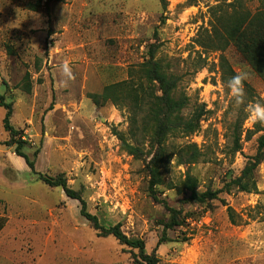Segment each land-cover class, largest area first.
<instances>
[{
  "label": "rangeland",
  "instance_id": "1",
  "mask_svg": "<svg viewBox=\"0 0 264 264\" xmlns=\"http://www.w3.org/2000/svg\"><path fill=\"white\" fill-rule=\"evenodd\" d=\"M166 1L162 9L157 0H0V94L12 103L10 124L21 132L30 159L38 149L36 172L62 174L103 227L118 224L128 238L142 239L148 253L156 249L158 264H264V161L256 171L255 192L233 189L204 207L182 204L178 190L187 170L200 191L223 190L255 152L259 133L249 137L256 124L222 87L218 53L204 52L194 42L208 28V10L216 0ZM243 5L256 11L264 8V0H243ZM151 46L155 58L179 78L178 92L188 97L184 115L204 108L199 131L171 138L168 146L171 153L185 142L195 143L204 157L188 167L171 161L157 201L147 192L143 162L122 151L113 134V129L128 132L126 110L91 99L127 79L131 67L148 59ZM225 54L236 72L249 74L252 91L246 90V103H264V82L233 49ZM64 61L76 77L66 88L58 83ZM5 114L0 107L1 143L10 137L3 127ZM238 126L242 149L232 156ZM19 162L23 171L15 166ZM221 200L231 207L236 224ZM163 203L184 213H204L167 231L170 241L158 246V223L167 214ZM0 217L5 220L0 264H134V251L111 236H99L81 215L78 200L42 184L14 146L4 144Z\"/></svg>",
  "mask_w": 264,
  "mask_h": 264
},
{
  "label": "trees",
  "instance_id": "2",
  "mask_svg": "<svg viewBox=\"0 0 264 264\" xmlns=\"http://www.w3.org/2000/svg\"><path fill=\"white\" fill-rule=\"evenodd\" d=\"M162 9H166V0H157ZM200 0H187L189 5L197 4ZM35 8V7H34ZM209 25L203 28L194 42L207 52L218 53V71L223 85L237 72L230 63L226 51L233 49L251 70L264 82V8L251 11L243 5V0H216L209 7ZM179 78L171 74L168 69L155 58V48L150 47L148 59L129 69L128 78L107 85L101 94L91 95L96 105L111 102L119 110L127 112L128 132L113 129L122 151L134 159L142 161L147 177V192L157 201V193L160 187L166 185L164 171L171 161L177 167H188L198 163L203 157V152L195 143L185 142L178 145L171 153L168 150L171 138L185 139L195 134L200 129V122L204 116V108L199 107L190 116L184 115L188 105V97L178 92ZM30 85H26V91L30 92ZM245 89L251 95V87L245 82ZM0 107L6 110L3 119V127L10 135L9 141L0 142V145L14 146V153L21 157L31 173L49 188H60L64 194L73 200H78L81 205V215L91 227L99 232V236H111L120 245L134 251L132 253L134 264H158L156 249L148 253L145 242L139 238H128L117 224L109 229L103 227L98 218L89 213L86 203L81 195L70 189L65 177L60 174L54 177L35 171L34 159L38 149L30 159L23 151L25 141L21 140V132L10 124L12 115V103L6 101V97L0 94ZM240 127L236 129L231 147V155L240 152ZM256 138L255 152L245 157V162L238 176H230V181L224 184L223 190H213L208 187L204 191L199 190L197 179L187 170L184 179L180 182L178 190L184 196L182 204H196L204 207L212 201L220 200L222 191L230 192L235 189L239 192L250 194L257 190L256 171L264 161V126L257 123L252 133L258 134ZM136 142V143H134ZM169 184H167L168 186ZM226 211L233 224H236L233 211L225 201ZM167 214L160 219L162 234L157 245L169 242L167 231L183 227L187 219L201 217L195 212L184 213L183 209H176L163 203ZM4 219L0 217V231L4 225Z\"/></svg>",
  "mask_w": 264,
  "mask_h": 264
},
{
  "label": "clouds",
  "instance_id": "3",
  "mask_svg": "<svg viewBox=\"0 0 264 264\" xmlns=\"http://www.w3.org/2000/svg\"><path fill=\"white\" fill-rule=\"evenodd\" d=\"M61 79L58 81L60 87H67L70 81L76 79L70 64L68 61H64L59 65ZM249 74L245 71L237 72L235 75L231 76L225 85L228 89L229 96L236 106L244 105L245 111L247 112V119L251 124H262L264 125V103L259 100L252 102L248 101L246 103V89L245 82L248 80Z\"/></svg>",
  "mask_w": 264,
  "mask_h": 264
},
{
  "label": "crops",
  "instance_id": "4",
  "mask_svg": "<svg viewBox=\"0 0 264 264\" xmlns=\"http://www.w3.org/2000/svg\"><path fill=\"white\" fill-rule=\"evenodd\" d=\"M16 168L19 169L20 171L24 170V165L22 162H19L18 164H15Z\"/></svg>",
  "mask_w": 264,
  "mask_h": 264
}]
</instances>
